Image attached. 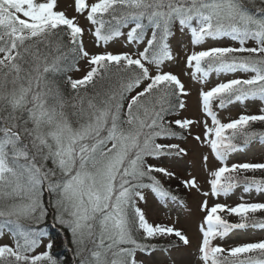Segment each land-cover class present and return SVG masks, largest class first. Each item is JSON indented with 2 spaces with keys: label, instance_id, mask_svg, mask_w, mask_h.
I'll use <instances>...</instances> for the list:
<instances>
[{
  "label": "snow or ice",
  "instance_id": "snow-or-ice-1",
  "mask_svg": "<svg viewBox=\"0 0 264 264\" xmlns=\"http://www.w3.org/2000/svg\"><path fill=\"white\" fill-rule=\"evenodd\" d=\"M256 125L264 0H0V264H264Z\"/></svg>",
  "mask_w": 264,
  "mask_h": 264
},
{
  "label": "rangeland",
  "instance_id": "rangeland-1",
  "mask_svg": "<svg viewBox=\"0 0 264 264\" xmlns=\"http://www.w3.org/2000/svg\"><path fill=\"white\" fill-rule=\"evenodd\" d=\"M59 2H60V6L64 7L67 3H69V0H59ZM71 14H72L71 11H69V15H71ZM81 23L83 24L84 21L81 20ZM229 41L230 40L223 41L220 46H224V45L226 46L227 44H225V43H227ZM85 44H86V47L88 48V50L91 51V52H98V51H102L103 50V49L94 48L92 46V43H91V38L89 36H87V35L85 36ZM232 45H234V42L232 43ZM249 46H251V43H250ZM108 50L113 51V52H119V51H126L127 49H124L119 43H117V44H114V45L110 46V48ZM77 75H79V74H77ZM182 79H185V78L182 77ZM216 82H217V79H216L215 76H213L211 78L208 86L211 87ZM194 99H195V90H193V100ZM259 106H260L259 102H255V103L249 102L247 104L246 108L244 106H241V105L237 104V105L230 106L227 114H230L233 118L237 117L239 114H241L243 112H248L249 114H253V113L257 112ZM221 115L223 116V115H225V113H222ZM203 151H207V150L204 149ZM261 159H264V149H262L261 146L258 143H254L253 145L250 146V149L246 153L235 154L234 157L230 160V163L231 162H245V161H253V162H255V161H259ZM217 163L218 162H216L215 160L210 159V166L211 167L217 166ZM177 174L178 175H183V173H181L179 171H178ZM172 184H173V186H176L177 181H172ZM242 194H243V189L242 188L238 189L236 194L233 197H231L227 201V203H230V204H233V205L235 203H238L239 202V197ZM244 198H245V200H247L249 202H264V194H257L255 192L250 193V194H246ZM221 202H224V201L221 200ZM190 203H193V206H195L194 202H193V200L191 198H190ZM162 218H163L162 216H157L155 214H150V219L157 220V219H162ZM198 218L199 217L197 216V219ZM47 224L49 225L50 228H52L51 227V225H52L51 216L49 217V221H47ZM54 230L57 231L56 229H54ZM189 234L190 235L192 234L191 231L189 232ZM263 235H264V231H261V230H258V229H256V230L249 229V230H247V232L245 234H241L240 236L235 237L234 239H237L240 242H250V241L259 240V237H261ZM59 236L62 237V235H60V234H59ZM7 242H8V238L7 237L5 239H3V240H0V243H7ZM58 248H57V250H58ZM64 252H65L66 257L70 260L71 253L67 252L66 248H64ZM156 258L157 259H162V257H160L159 255H157Z\"/></svg>",
  "mask_w": 264,
  "mask_h": 264
},
{
  "label": "trees",
  "instance_id": "trees-1",
  "mask_svg": "<svg viewBox=\"0 0 264 264\" xmlns=\"http://www.w3.org/2000/svg\"><path fill=\"white\" fill-rule=\"evenodd\" d=\"M227 43H228V45H232L233 42H232V41H231V42L229 41V42H227ZM255 128H256L257 130H264V128H261L260 125H256ZM49 217H50V216H49ZM48 221H49V218H48ZM47 230L50 231L51 234H52L53 236H56V237H57V239H58V243H59V241H62V240H63V237H60L59 234L57 233V231H55L54 229L50 228L49 225H48V227H47ZM57 248H58V247H57ZM57 248H56V250H55L57 253H59V252H61V251H64V248H62V247H59L58 250H57ZM65 258H67L66 255H65V257H61V259H65ZM67 259H68V258H67Z\"/></svg>",
  "mask_w": 264,
  "mask_h": 264
}]
</instances>
